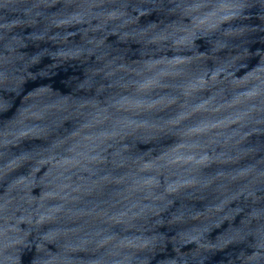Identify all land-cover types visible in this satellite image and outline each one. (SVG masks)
I'll return each mask as SVG.
<instances>
[{"label":"water","instance_id":"95a60500","mask_svg":"<svg viewBox=\"0 0 264 264\" xmlns=\"http://www.w3.org/2000/svg\"><path fill=\"white\" fill-rule=\"evenodd\" d=\"M0 264H264V0H0Z\"/></svg>","mask_w":264,"mask_h":264}]
</instances>
